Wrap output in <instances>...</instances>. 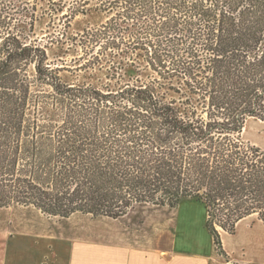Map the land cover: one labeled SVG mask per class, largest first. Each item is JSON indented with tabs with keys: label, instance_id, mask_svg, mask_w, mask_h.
<instances>
[{
	"label": "trees",
	"instance_id": "obj_1",
	"mask_svg": "<svg viewBox=\"0 0 264 264\" xmlns=\"http://www.w3.org/2000/svg\"><path fill=\"white\" fill-rule=\"evenodd\" d=\"M91 4L96 85L49 62L38 0H0V209L117 219L190 200L221 253L220 232L264 224V151L242 138L264 121V0H70L69 19Z\"/></svg>",
	"mask_w": 264,
	"mask_h": 264
},
{
	"label": "crops",
	"instance_id": "obj_2",
	"mask_svg": "<svg viewBox=\"0 0 264 264\" xmlns=\"http://www.w3.org/2000/svg\"><path fill=\"white\" fill-rule=\"evenodd\" d=\"M257 125L264 121L248 118L242 138L264 151L252 131ZM77 215L57 223L14 220L2 240L0 264H264L245 246L232 255L223 240L219 253L205 227L204 208L188 202L176 208L137 205L108 222L82 221Z\"/></svg>",
	"mask_w": 264,
	"mask_h": 264
},
{
	"label": "rangeland",
	"instance_id": "obj_3",
	"mask_svg": "<svg viewBox=\"0 0 264 264\" xmlns=\"http://www.w3.org/2000/svg\"><path fill=\"white\" fill-rule=\"evenodd\" d=\"M64 2L65 7H63L62 13L53 15V11L61 7L59 0H38V19L34 24L33 36L46 46L47 56L49 62L53 63V67L62 69L59 75L64 82L103 84L106 72L104 69H95L89 72L80 71L79 36L83 30L97 27L104 23L106 16L94 10L92 8L93 4H91L86 8L84 14H78L74 18L69 19L70 11L68 5L70 0H64ZM253 127L252 131L258 133V139L264 144V125ZM247 136V133L244 134L245 139ZM186 202L202 208V205L190 200L182 201L181 203L184 204ZM75 217L80 218L82 221L99 220L100 222H108L111 219L107 217L93 218L90 215L82 214ZM254 218L247 217L238 222L234 234H219L220 241L222 243L223 240L232 255L236 256L238 248L245 246L247 251L250 249L258 260L264 262V225L257 221L256 216ZM24 219L50 223H57L63 220V218L49 217L33 209H25L18 206L0 209V248L2 247L4 236L11 234L10 225L13 221Z\"/></svg>",
	"mask_w": 264,
	"mask_h": 264
},
{
	"label": "built area",
	"instance_id": "obj_4",
	"mask_svg": "<svg viewBox=\"0 0 264 264\" xmlns=\"http://www.w3.org/2000/svg\"><path fill=\"white\" fill-rule=\"evenodd\" d=\"M227 264H231V263H227Z\"/></svg>",
	"mask_w": 264,
	"mask_h": 264
}]
</instances>
